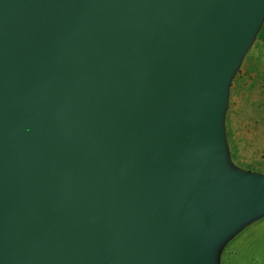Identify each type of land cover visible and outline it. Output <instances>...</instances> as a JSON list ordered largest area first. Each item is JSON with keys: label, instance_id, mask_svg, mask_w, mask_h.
Returning <instances> with one entry per match:
<instances>
[{"label": "water", "instance_id": "1", "mask_svg": "<svg viewBox=\"0 0 264 264\" xmlns=\"http://www.w3.org/2000/svg\"><path fill=\"white\" fill-rule=\"evenodd\" d=\"M264 0H0V264H216L264 213L228 169L229 82Z\"/></svg>", "mask_w": 264, "mask_h": 264}, {"label": "rangeland", "instance_id": "2", "mask_svg": "<svg viewBox=\"0 0 264 264\" xmlns=\"http://www.w3.org/2000/svg\"><path fill=\"white\" fill-rule=\"evenodd\" d=\"M260 41L264 42V17L229 82L222 113V135L227 168L245 175L264 177V140L251 138V132L264 130V123H254L252 115L244 121L241 99L242 94L255 92V86L249 84L253 79L250 74L260 64L250 54L264 51V44H259ZM243 70H246L245 76L242 75ZM257 91L256 88L258 98L260 94ZM256 112L260 115L263 111L257 106ZM214 252L216 264H264V213L225 235L215 244Z\"/></svg>", "mask_w": 264, "mask_h": 264}, {"label": "crops", "instance_id": "3", "mask_svg": "<svg viewBox=\"0 0 264 264\" xmlns=\"http://www.w3.org/2000/svg\"><path fill=\"white\" fill-rule=\"evenodd\" d=\"M263 41V40H262ZM260 41L259 44L263 46L264 42ZM264 47V46H263ZM251 58L253 57L256 62L260 64V67L256 68L253 70V72L250 74V76L253 77L252 82L250 81L249 84H253L255 86V92L257 88V92L260 94L259 101L257 96L254 93H248L246 95L241 96L242 99V110L244 111V121L252 115V119L255 122H258L260 125L264 123L263 118H264V51H257V52H252L250 54ZM246 70L242 71V75L245 76ZM248 76V75H247ZM242 81L245 82V79H242ZM251 86V85H250ZM250 94V95H249ZM263 101V102H260ZM260 102V103H259ZM259 103V105H257ZM257 106H259L262 109V113L259 115V112H256ZM259 115V116H258ZM258 116V117H257ZM247 134L246 132H244ZM243 133V134H244ZM251 138H258L264 140V130H259L257 133L256 132H251ZM250 133V134H251ZM248 135V134H247ZM264 146V144H262Z\"/></svg>", "mask_w": 264, "mask_h": 264}]
</instances>
